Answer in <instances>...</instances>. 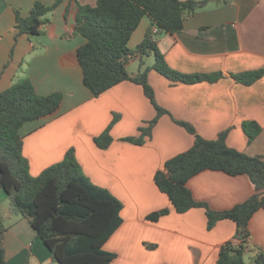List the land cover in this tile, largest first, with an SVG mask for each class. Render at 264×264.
I'll return each mask as SVG.
<instances>
[{
    "label": "crops",
    "instance_id": "1",
    "mask_svg": "<svg viewBox=\"0 0 264 264\" xmlns=\"http://www.w3.org/2000/svg\"><path fill=\"white\" fill-rule=\"evenodd\" d=\"M97 1L63 0L48 15L49 22L41 34L30 38L18 35L16 13L26 18L35 3L52 6L56 0H0V93L29 78L40 96L53 92L64 95L56 117L26 123L20 130L30 173L39 176L75 149L84 174L124 205V223L104 246L117 255L111 264H217L226 244H240L236 223L223 220L209 230L203 208L178 214L157 187L155 176L167 161L195 143V136L174 118L190 123L207 140L228 131L229 147L251 157H264V78L251 86L234 78L264 69V0H210L187 14L181 33L159 36V49L170 68L189 75L220 73L222 79L216 83L173 84L151 70L149 81L156 101L170 115L159 120L143 145L124 141L138 137L140 129L156 117L143 88L127 81L95 97L84 84L82 68L64 64L65 57L86 43L82 36L65 38L74 29L79 6H95ZM151 24L148 17L142 20L131 37L132 50L144 40ZM145 59V66L152 67L154 62L147 65ZM127 70L132 76L138 72ZM116 117L111 130L114 141L102 150L94 140ZM247 121L262 128L251 143L243 130ZM188 188L197 201L216 211L233 209L255 193L249 177L216 171L195 176ZM8 208V196L1 191V216L7 209L2 218L8 232L3 242L0 240V248L3 244L8 264H57L36 238L29 221L10 217ZM164 209L170 213L158 222L148 220L149 215ZM248 229L251 237L246 261L250 264L264 251V210L253 216Z\"/></svg>",
    "mask_w": 264,
    "mask_h": 264
},
{
    "label": "trees",
    "instance_id": "2",
    "mask_svg": "<svg viewBox=\"0 0 264 264\" xmlns=\"http://www.w3.org/2000/svg\"><path fill=\"white\" fill-rule=\"evenodd\" d=\"M209 1L98 0L95 6H79L74 29L65 38L82 36L86 43L65 57L64 64L82 68L84 84L95 97L127 81L141 86L157 112L148 126L140 129L138 137L124 141L145 144L152 137L159 120L170 115L156 101L154 88L149 81L151 70L173 84L216 83L222 79L220 73L189 75L170 68L158 46L160 35L181 33L187 14L203 8ZM62 2L56 0L52 6L37 2L26 18L17 12L18 35H28L30 38L40 35L43 26L49 22L48 15ZM145 17L151 20V27L144 40L132 50L129 45L131 37ZM155 28L158 33H154ZM151 56L154 57V64L146 67L144 59ZM137 58L140 61L139 69L132 76L127 65ZM234 78L245 86H251L264 78V69L242 73ZM63 98L61 92L40 96L29 78L16 82L0 93V192L4 191L8 196L9 216L29 221L36 238L49 249L55 263L111 264L117 255L107 252L104 246L124 223L123 203L108 189L91 182L84 174L74 148L66 153L61 162L50 166L37 177L31 175L30 162L23 153L22 127L29 122L56 117ZM117 119L95 138L98 148L106 150L113 143L111 130ZM173 120L195 136V143L187 152L167 161L164 168L156 173L157 187L169 197L178 214L203 208L209 230L223 220L236 223V239L240 244H226L217 264H248L249 224L258 211L264 210V157H251L229 147L228 131L220 133L215 140H207L190 123ZM243 130L251 143L262 128L257 122L247 121L243 124ZM205 171L222 172L232 177L247 176L254 185L255 193L233 209L213 210L208 204L197 201L188 188V182ZM169 213V209H164L149 215L148 220L158 222ZM7 232L0 209L1 242ZM0 264H8L3 244ZM250 264H264V251L253 257Z\"/></svg>",
    "mask_w": 264,
    "mask_h": 264
},
{
    "label": "rangeland",
    "instance_id": "3",
    "mask_svg": "<svg viewBox=\"0 0 264 264\" xmlns=\"http://www.w3.org/2000/svg\"><path fill=\"white\" fill-rule=\"evenodd\" d=\"M145 61H146V64L147 65H152L153 64V62H154V57L153 56H151V57H147L146 59H145ZM140 61L138 60V59H136V60H134V61H132V62H130L128 65H127V68L130 70V71H134V70H138V68H139V63ZM7 208V207H6ZM6 215H7V209H4V211H3V218L4 217H6Z\"/></svg>",
    "mask_w": 264,
    "mask_h": 264
},
{
    "label": "built area",
    "instance_id": "4",
    "mask_svg": "<svg viewBox=\"0 0 264 264\" xmlns=\"http://www.w3.org/2000/svg\"><path fill=\"white\" fill-rule=\"evenodd\" d=\"M154 33H158V29L157 28L154 29Z\"/></svg>",
    "mask_w": 264,
    "mask_h": 264
}]
</instances>
